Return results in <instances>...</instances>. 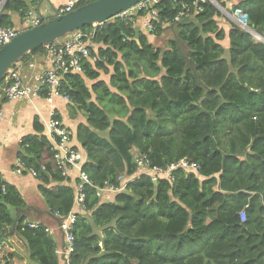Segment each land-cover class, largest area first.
<instances>
[{"label": "trees", "instance_id": "trees-1", "mask_svg": "<svg viewBox=\"0 0 264 264\" xmlns=\"http://www.w3.org/2000/svg\"><path fill=\"white\" fill-rule=\"evenodd\" d=\"M216 1L230 13L241 11L247 26L264 38V0ZM36 4L6 0L0 27L12 28V15L23 16ZM156 9L168 28L156 24L149 35L115 18L82 28L94 31L98 61L85 64L82 74L63 77L69 106L86 120L76 128V141L93 184L85 188V210H76L71 263L264 264V43L226 19L223 29L209 2L180 22H174L180 6L170 0ZM162 35L166 43L153 45ZM33 129L18 159L25 172L35 173L50 212L65 216L76 189L65 185L37 118ZM135 155L145 157L148 167L138 169ZM184 158L199 166L198 174L179 168L170 175L153 173L152 181V169ZM120 176L127 181L124 191L100 200L95 188L122 185ZM4 187L0 263L63 264L44 226L17 220L15 213L26 204L15 187Z\"/></svg>", "mask_w": 264, "mask_h": 264}, {"label": "built area", "instance_id": "built-area-1", "mask_svg": "<svg viewBox=\"0 0 264 264\" xmlns=\"http://www.w3.org/2000/svg\"><path fill=\"white\" fill-rule=\"evenodd\" d=\"M88 1L89 0H67L59 14H68L74 11L80 3ZM170 1L180 6V12L174 18V22H180L182 19L189 17L192 9L202 11V4L208 2V0ZM161 2L162 0H146L127 11L118 14L115 19L121 22H132L134 16L139 12H143L145 14L142 18L143 27L148 34H151L155 32L156 24H159L162 28L165 27V23H162L159 19V13L156 9V6ZM236 15L240 17L239 24L244 27V25H246V17L240 11H237ZM22 20L25 23V26L30 27L38 26L41 23L39 15L32 10L24 12ZM19 31L20 30L13 27H0V50L5 44L9 43ZM93 37L94 31L87 34L81 30H77L52 43L42 45V50L37 55H39L40 58H43L48 66L38 74H30L29 72L24 71L23 68L24 66H27V69L31 70L34 67V64L31 63L34 60L33 56H30L27 63L21 62V60L18 61L7 71L0 84V98L3 96V98L8 101H22L32 100L40 95H44V100L49 105H52L55 99H60L67 103L71 102L69 96L62 91L63 77L71 73L82 74L84 72L85 64H94L98 61L97 56L92 53V48H94ZM2 119L3 111L0 107V121ZM45 131L52 144L54 159L62 176L65 177L68 171L72 168L78 169L79 183L74 197V207H77L76 210L84 211L85 188L93 187V184L88 175L82 169L81 154L69 146L73 133L61 122L57 113L53 110L49 112V120L45 125ZM1 148L2 143H0V150ZM134 162L137 168L141 171L149 165L148 160L142 156H136ZM179 168L197 174L199 171V166L196 163L184 158L177 163L168 166L166 169L154 168L151 170V173H164L170 175L174 170ZM22 171L23 167L19 163L16 173L19 174ZM29 173L35 176L33 171H29ZM151 179L153 182H157V178L154 174ZM119 182H122V185L116 186L113 184H104L103 187L95 188L97 196L104 193L117 194L123 192L127 181H124L123 177L120 176ZM4 192V185H0V195ZM55 216L60 221L59 229L62 233L64 243L63 250L57 251L56 253L62 256L63 264H72L70 259L75 252L73 229L77 220L76 211L71 210L65 216L56 212ZM239 217L240 220L244 222V211L239 213ZM31 227L37 226L31 225ZM0 264H8V261H2Z\"/></svg>", "mask_w": 264, "mask_h": 264}, {"label": "crops", "instance_id": "crops-1", "mask_svg": "<svg viewBox=\"0 0 264 264\" xmlns=\"http://www.w3.org/2000/svg\"><path fill=\"white\" fill-rule=\"evenodd\" d=\"M90 1L91 0L88 2L90 3ZM66 2L67 0H37V4L27 11L32 10L36 12L44 19V21H46L54 18L56 14H59ZM88 2L83 3L88 4ZM227 14V17L225 16V18L230 23L240 27V17L233 12H227ZM43 15L46 17H43ZM230 17L233 18L231 19ZM12 21L14 25L13 28H16L17 30L24 29L25 23L23 22L21 15H12ZM134 24H136V27L140 26L139 28H141L145 34H148V32H146L145 28L143 27L142 18L138 19L134 17L132 20V25ZM224 25L225 22H222L221 26L224 27ZM96 26L98 25H94L92 27L96 28ZM166 28L168 27L165 26L164 30H166ZM150 38L154 37L150 36ZM165 39L166 35H162L157 39L154 38L152 44L155 45L156 43L157 45H161ZM33 59L34 60L31 63L34 64V67L31 70H28L27 66H24V71H27L30 74H38L48 66L44 59L40 58L39 55H34ZM105 75L107 76L108 74ZM105 75L102 74L101 79H105ZM69 104H71V102L67 103L63 100L55 99L53 104L49 105L44 100V95H40L39 97L32 100L22 101H8L7 99L3 98V96L0 98V107L3 111V119L0 121V143H2V148L0 150L1 185L7 183L15 187L26 204V207L22 209L21 212L15 213L17 220L24 218L25 222H27L30 227L31 225L44 226L48 230L49 236L56 243V248L54 251L55 255L61 259L62 256L56 253L57 251L63 250L64 245L63 236L59 229V219L55 216V214L50 212L49 208L46 206L44 200L38 192L39 183L35 179V176L30 174L28 170L25 172L24 169L18 174L16 173V169L20 163L18 154L21 151V143L23 139L26 136L36 134L33 129V122L35 118H37L43 127V135L49 139L45 131V125L49 120V112L51 110L55 111L61 122L72 131L73 136L69 146L81 154V165L85 163L86 153L76 141V128L79 124H84L86 120L84 116L78 112L77 108L69 106ZM64 178H66L65 185L74 188V190L77 189L79 183L77 168L70 169ZM112 194L104 193L100 195L99 198L100 200L105 199L106 201L108 197L113 196ZM76 208L77 207L73 206L72 210L76 211ZM22 256L27 263L29 261L28 253L24 252ZM59 264H61L60 261Z\"/></svg>", "mask_w": 264, "mask_h": 264}, {"label": "water", "instance_id": "water-1", "mask_svg": "<svg viewBox=\"0 0 264 264\" xmlns=\"http://www.w3.org/2000/svg\"><path fill=\"white\" fill-rule=\"evenodd\" d=\"M0 3V9L3 3ZM146 0H94L68 14H56L50 20L44 21L39 16L41 23L38 26L21 30L19 33L0 50V84L8 70L22 57L32 50L44 44L52 43L66 35L81 30L85 26L101 25L114 19L118 14L138 5ZM216 8L221 6L210 0ZM224 10V9H223ZM225 12V11H224ZM243 29L252 34L258 42L264 43V38L257 35L253 27L244 25Z\"/></svg>", "mask_w": 264, "mask_h": 264}, {"label": "rangeland", "instance_id": "rangeland-1", "mask_svg": "<svg viewBox=\"0 0 264 264\" xmlns=\"http://www.w3.org/2000/svg\"><path fill=\"white\" fill-rule=\"evenodd\" d=\"M216 1V0H215ZM217 2V1H216ZM209 3L211 4V5H213L212 4V2L209 0ZM218 3V2H217ZM219 4V3H218ZM220 5V4H219ZM214 6V5H213ZM215 8H216V6H214ZM77 9V8H76ZM218 11H219V13H220V17H219V20L221 21V23L222 22H225L223 19H226L225 18V16L227 17V12L225 11L224 12V10H223V8L221 7V9L219 8H216ZM233 13H235L236 14V12L234 11ZM43 17H46L45 15H43ZM234 17V16H233ZM233 17H230L231 19L233 18ZM226 21H228L227 19H226ZM218 24H220V22L218 23ZM220 26H221V24H220ZM229 26V24L227 23L226 24V22H225V25H224V27H222L223 29H227V27ZM73 33V32H72ZM71 34V33H70ZM69 35V34H68ZM67 36V35H66ZM167 39H168V36H166V39H165V41H164V43H166V41H167ZM256 40V42H258L259 40L258 39H255ZM225 41H227V40H225ZM164 46H165V44H164ZM163 46V47H164ZM166 47V46H165ZM103 75H105V74H103ZM106 76V75H105ZM107 77V76H106ZM136 157V155L134 156V158Z\"/></svg>", "mask_w": 264, "mask_h": 264}, {"label": "clouds", "instance_id": "clouds-1", "mask_svg": "<svg viewBox=\"0 0 264 264\" xmlns=\"http://www.w3.org/2000/svg\"><path fill=\"white\" fill-rule=\"evenodd\" d=\"M208 2H209V0H208ZM224 9V8H223ZM224 11H226V12H228L227 10H225L224 9ZM235 12H237V11H235ZM241 12V11H240ZM242 13V12H241ZM235 14V13H234ZM244 15V14H243ZM245 16V15H244ZM94 26V25H93ZM239 26H240V28H242L243 29V27L239 24ZM245 26H247V22H246V25ZM248 27V26H247Z\"/></svg>", "mask_w": 264, "mask_h": 264}]
</instances>
